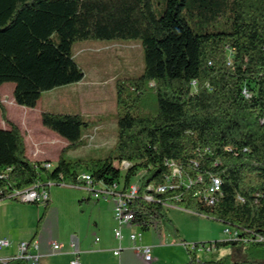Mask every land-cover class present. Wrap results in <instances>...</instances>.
<instances>
[{
  "label": "trees",
  "instance_id": "trees-1",
  "mask_svg": "<svg viewBox=\"0 0 264 264\" xmlns=\"http://www.w3.org/2000/svg\"><path fill=\"white\" fill-rule=\"evenodd\" d=\"M92 41H139L144 55L142 73L115 85L113 155L66 158L84 145L91 122L42 112V126L67 141L45 169L26 157L22 133L0 101L7 125L0 128V201L17 202L14 192L36 185L47 192L84 185L80 171L93 184L117 183L121 193L138 184L128 205L140 231L153 221L172 225L167 207H175L233 230L237 239L212 243L214 250L241 246L248 257L202 260L187 250V264H264V0H0V87L13 84L14 103L35 108L43 93L84 78L73 47ZM212 178L220 192L208 205ZM160 186L169 188L160 194ZM42 205L38 226L49 199Z\"/></svg>",
  "mask_w": 264,
  "mask_h": 264
},
{
  "label": "crops",
  "instance_id": "crops-1",
  "mask_svg": "<svg viewBox=\"0 0 264 264\" xmlns=\"http://www.w3.org/2000/svg\"><path fill=\"white\" fill-rule=\"evenodd\" d=\"M122 44L124 43L117 41H93L76 45L73 58L83 70L84 78L79 83L43 93L33 109L16 105L12 97L11 102L16 106L11 116L6 111V117L21 131L28 160L55 166L61 151L67 146L65 139L42 126V112L79 115L83 120L93 121L84 128L85 145L80 147L88 152L75 154L76 149L70 150L64 154L68 159L90 158L92 157L90 152L95 148L113 147L116 133L115 85L117 81L133 75L128 70L120 73L107 71L108 67L105 65H108V62L103 61L96 64L93 80H88L79 56L83 52H88L89 57L108 59L109 53L129 49L130 46ZM114 55L116 59L117 56ZM108 86L112 89L110 111H97L96 106L108 101L109 96L105 94ZM93 88L104 93L94 95L82 93L84 89L91 91ZM13 89L14 85L10 88L11 93ZM67 91H71L72 94L63 97L56 95L58 92ZM0 101L2 103L1 96ZM0 128L7 129V125L4 123ZM48 195L49 209L39 226L44 205L34 207L19 202L0 201V238L7 237L12 240L10 248L0 251L1 259L13 258L18 253V243L27 242L31 245L32 253L38 257V261L25 264H71L74 258H77L80 264H187L189 261L188 252L183 247L189 244L179 240L178 244L172 242L171 237L178 239L180 232L176 233L173 228L169 229L166 226L165 232L164 223L158 229L144 233L134 226L124 227L122 233L126 238L131 232L140 234V238L134 243L126 239L119 245L113 235L116 227L113 219L115 205L113 200H95L82 189L63 186H51ZM168 217L173 219L169 211ZM165 236L169 240H165ZM52 242L61 246L58 252L52 251L50 246ZM136 246L150 247L152 262H145L134 251L133 248ZM116 251L119 252L118 255L114 254Z\"/></svg>",
  "mask_w": 264,
  "mask_h": 264
},
{
  "label": "rangeland",
  "instance_id": "rangeland-1",
  "mask_svg": "<svg viewBox=\"0 0 264 264\" xmlns=\"http://www.w3.org/2000/svg\"><path fill=\"white\" fill-rule=\"evenodd\" d=\"M117 42L124 43L122 45L130 46V47L129 49H123L121 51L116 50L114 52L115 55L109 53L108 59H104L105 57H102V58H95L93 56L89 57L90 53L88 52H83V54H81L82 52L80 53L81 55L79 56V60L83 64L84 69L86 70L85 72L87 74L88 80H93L92 76H93V72H95L94 69L96 67V64L103 62V61L108 62V65L107 64L105 65V67H108L107 71L113 70L115 73H120L124 70H128L133 76H137L142 73L143 66H144V55H143L140 42L139 41H117ZM86 43H91V42H86ZM78 44L79 43H76L74 45L73 50ZM113 55L117 56V58L115 59ZM11 87H13V84H6L5 86L0 87V96L2 99V103L4 107L6 108L4 109L5 111H7V114L9 116L13 114V109L16 106L15 104H14L15 106H13V102H11V99H12V93L10 91ZM192 91H195V85H193ZM111 92H112L111 87L110 86L106 87L105 94L109 96L108 101L107 102L104 101V103L102 104L100 101H98V103H100L102 106L101 105L96 106L95 108H97L96 109L97 111L99 110L101 111L107 110L108 112L110 111ZM82 93L94 95L96 93L102 94L104 92L99 91V90L96 91V89L93 88V90L91 91L88 89L87 90L84 89L82 90ZM71 94H72L71 91H67L64 93L58 92V94L56 95L63 97L65 95H71ZM115 95H116V90H115ZM90 122L92 123L93 121H90ZM3 124L4 122L0 118V125H3ZM24 145H25V142H24ZM84 145H85V141H84ZM86 145H88V143ZM76 150L77 151L74 152L75 154H78V153L86 154L88 152L84 148H77ZM111 150H112L111 148H95L92 150V152H90V154L94 158H105V157H109L113 155L111 153ZM119 169L121 171V174L123 175L127 167L126 168L119 167ZM81 172L82 171H80V173ZM141 175L142 173H138L135 177L132 178V182H137ZM31 206L39 207L43 205H37V206L31 205ZM169 212H170V215L173 217V219L171 218L172 225L165 223V225H163V230L166 232V227H168L169 229L173 228V230L176 229L178 232H180V237L178 239L171 237L172 242H175V244H178V240L179 242L185 241L187 244H205V245L227 240L226 235L223 233L224 225L220 222L213 221V220H210L204 217L192 215L189 213L180 212V211L173 210V209L169 210ZM167 239L169 240V238H166L165 236V240ZM184 249L186 248L184 247ZM212 255L214 256V258H221V257L229 256L231 262H236V263L243 262L248 259L245 249L241 246H236V247L219 246L217 249L213 250L211 253L201 254L200 256H197V257L202 260H209Z\"/></svg>",
  "mask_w": 264,
  "mask_h": 264
},
{
  "label": "built area",
  "instance_id": "built-area-1",
  "mask_svg": "<svg viewBox=\"0 0 264 264\" xmlns=\"http://www.w3.org/2000/svg\"><path fill=\"white\" fill-rule=\"evenodd\" d=\"M194 85V84H192ZM45 169H52V165L50 163H45ZM121 167H128L126 163H123ZM169 167L172 171L173 177H179V171L178 169L172 164H169ZM78 180L84 182V185L79 186H73V185H67L62 184L63 187H70V188H77L82 189L86 193H88L89 196H91L95 200L103 199V200H113L115 205L113 209V219L116 224V227L113 231V235L115 240L118 242V244H122L124 240L128 239L131 242H136L140 238V234L131 232L127 238L122 233V229L124 227H130L134 226L138 229H140L137 225L134 224L135 214L134 211L129 208L128 203L130 200L136 198L139 192V185L138 184H131L127 190L123 193L120 192V186L116 183L109 187L104 186L102 184H93L90 178V175L88 173L81 172L78 176ZM170 182V179H167V183ZM49 185H53L49 183ZM169 186H160L156 188L157 193H164ZM220 192V181L217 178H212L211 182L208 186V188L205 190V199L207 200L206 203L208 205H212L214 203V195L216 193ZM48 192L40 188L39 185H36L34 187H31L29 189L23 190V191H17L14 192L10 198L22 203V204H31V203H38V204H44L45 201L48 200ZM144 199L146 201H150L151 197L144 195ZM168 209H175L179 210L185 213V211L175 208V207H167ZM160 221H153L150 230L158 229L161 226ZM223 233L226 235L227 240H236L237 239V233H235L233 230L225 229L223 230ZM12 245V240L10 238H0V251L10 248ZM52 251L58 252L61 249V246L57 243L52 242L50 244ZM187 250L193 251L196 253L197 256H200L201 254H207L211 253L214 250V245L211 243L209 245L205 244H189L184 246ZM18 253L16 256H14L11 259L3 260L0 258V264H6L11 261L15 262H33L37 263L38 257L35 256L31 251V245L27 242H20L17 245ZM134 251L140 255L143 260L147 263L152 262L153 256H152V249L150 247H134ZM115 255H118L119 252L116 251L114 253ZM76 255V254H75ZM71 264H80L77 258H74V260L71 262Z\"/></svg>",
  "mask_w": 264,
  "mask_h": 264
}]
</instances>
